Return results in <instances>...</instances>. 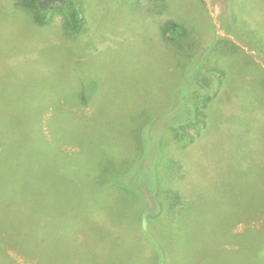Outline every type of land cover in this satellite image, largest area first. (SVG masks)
Here are the masks:
<instances>
[{
  "label": "rangeland",
  "instance_id": "1",
  "mask_svg": "<svg viewBox=\"0 0 264 264\" xmlns=\"http://www.w3.org/2000/svg\"><path fill=\"white\" fill-rule=\"evenodd\" d=\"M17 1L0 0V216L45 247L22 238L14 260L264 264V0H78L81 33ZM173 187L172 226L154 196Z\"/></svg>",
  "mask_w": 264,
  "mask_h": 264
},
{
  "label": "trees",
  "instance_id": "2",
  "mask_svg": "<svg viewBox=\"0 0 264 264\" xmlns=\"http://www.w3.org/2000/svg\"><path fill=\"white\" fill-rule=\"evenodd\" d=\"M17 4L29 10L33 15L34 20L38 24L50 23L55 16V13H56L55 9L59 8L63 14V17L66 20V23L69 29L72 32L81 33L82 31H84V29L87 26V20L85 17V10H84L83 4L79 2L78 0H66L65 3H56L54 5H51L48 9H42L39 5V0H18ZM186 33H187V28L175 20L168 21L163 28V35L166 37V39L170 41H177L178 38L186 35ZM211 98H212L211 94L204 95L201 106H198V107L196 106V109H195L196 118L194 121L195 125H197V123H200L201 121V118H199L200 116H204L203 121H206L205 118L207 117V113H206L205 108L207 104L210 102ZM84 99L85 101H87L86 97ZM198 130L201 131L200 129ZM3 137L5 136L3 135ZM195 139L196 137H194L193 135L190 136L189 143L186 144V147L187 146L189 147L191 144H193L195 142ZM2 149L3 147L0 141V150ZM178 165H179L178 161L173 160L172 166H171L172 167L171 174H173V167L175 171ZM121 179L122 178L120 177H116V178H112V181L113 182L121 181ZM15 181L16 179L11 178V182L8 187L13 185ZM175 192L177 194L179 193V191L175 189V187H173L172 189L167 191L165 194L160 193L158 191V193L156 192L154 196V199L156 200V203L158 206L157 207L158 211H156L154 214L155 219H157L158 221H161V220L167 221L172 226L175 223V221L176 222L178 221V218L181 216V213L182 212L184 213L186 210V204L183 202L180 203V201L182 200L180 195H179L178 202L177 200H172L173 197L171 195H174ZM168 200L170 201V205H171L170 207L167 205ZM143 217L145 218L143 219V222L144 223L148 222L147 219L149 217L146 215L144 211H143ZM149 219L151 220V218ZM11 224L12 223L10 222L8 216L6 215L0 216V264H19L9 254L7 248H9L10 246H16L19 249L27 252L26 249H23L24 247H21L19 245V242L22 238L25 241L26 239H28V237H30L33 243H36V242L37 244L42 243L40 245L45 247L43 239H42V237L45 235V228L42 231V228L38 227L34 233H31L29 231L28 226L27 228H25L24 226L14 227ZM45 256L46 255L44 253H41L40 256H35V257L38 258V260L40 261V264H53L52 262H49V260H43ZM54 264H58V263H54Z\"/></svg>",
  "mask_w": 264,
  "mask_h": 264
},
{
  "label": "water",
  "instance_id": "3",
  "mask_svg": "<svg viewBox=\"0 0 264 264\" xmlns=\"http://www.w3.org/2000/svg\"><path fill=\"white\" fill-rule=\"evenodd\" d=\"M65 2L66 0H39V5L42 9H48L51 5Z\"/></svg>",
  "mask_w": 264,
  "mask_h": 264
}]
</instances>
